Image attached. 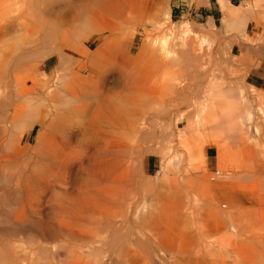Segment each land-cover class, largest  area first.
<instances>
[{"label":"bare ground","instance_id":"obj_1","mask_svg":"<svg viewBox=\"0 0 264 264\" xmlns=\"http://www.w3.org/2000/svg\"><path fill=\"white\" fill-rule=\"evenodd\" d=\"M102 1L0 0V10L19 11L9 24L23 20L19 26L36 42L65 36L78 57L72 60L61 47L40 59L20 54L11 44L0 51V264H264V90L236 68L227 67V73L205 69L218 31L239 30L246 43L253 24L261 43L250 52L264 54V0H254L256 9L216 0L224 14L219 29L212 19L198 31L184 22L159 38L149 29L169 23V0H133L137 8L154 2L159 23L154 15L134 13L133 31L115 30L119 34L113 28L108 34L98 32L102 27L96 30L106 12ZM31 17L33 27L24 21ZM77 22L79 47L67 37ZM9 24L0 25V33ZM193 33H200L198 41ZM137 34L142 39L136 46ZM47 58L52 67L42 78ZM155 69L164 73L161 83L151 82ZM28 79H39V86H25ZM90 103L101 117L113 118V131L99 133L83 121L80 115ZM175 117L187 120V130L175 134L180 151L166 143L164 175L173 174L176 157L179 163L195 162L196 141L188 137L197 135V126L239 137V148L232 146L240 154L235 213L236 206L218 204L212 193L226 189L217 176L209 175L218 182L206 183L183 172L174 195L164 192L162 176L144 173V134ZM224 218L232 221L231 231L225 230ZM161 221L168 230L159 227Z\"/></svg>","mask_w":264,"mask_h":264},{"label":"rangeland","instance_id":"obj_2","mask_svg":"<svg viewBox=\"0 0 264 264\" xmlns=\"http://www.w3.org/2000/svg\"><path fill=\"white\" fill-rule=\"evenodd\" d=\"M122 1L123 0H121V1L120 0H117V2H115V0H103L102 1V2L105 3V4L104 3L102 4V7L105 5L104 7H106V12H101V14H102L101 17L102 18L100 17L97 20L101 25L98 22H96V23H98L97 25L95 24V27L97 29L93 26L97 31L102 27L100 29L101 31L99 30L98 32L108 34V33H110L109 31H111L112 28L114 29L112 33H115V34L118 33L116 31H121L119 33H122L126 29L129 32L131 30L130 28L132 27V25L134 26V23H132V25L129 23L130 22L129 20H131L132 22L135 21L134 20V13L140 14V13H143L144 12L145 14H148L150 17L153 16L154 13L156 14V16L157 15H160L159 8H158V6L154 2L147 1V3L146 2L144 3L145 5L143 4L142 7L137 8V7H134L135 5L133 4V0H126L125 2L126 3L128 2L127 4L124 1L123 2ZM226 1L230 5L235 6V7L236 6L246 7L248 5V7H253L254 9H256L254 7V5H255L254 0L253 1L252 0H226ZM118 2H119V4H120V2H121V4H124L125 3V5L124 6L121 5L122 6L121 7L119 4H117ZM214 2H215L214 0H204V2H201V1H198V0H169L168 1V5H167L168 11H169V15H170L169 23L168 24H166V23L164 24V22L161 21L160 24L163 25V26H160V29L159 30L158 29H155L156 30L155 31L156 33L154 32V30L151 27L149 29V32H150V30H151V32L153 31L152 33L151 32L150 33L153 34V37H155V38H159L158 37L159 35H160V37H161V35L163 37L165 35H169L170 34V31H169L170 28L176 27V26L177 27H180L179 26L180 25L179 23H184V22H185V24L189 23L188 25H192L193 26V29H195V30L198 31V28L201 27V26H203V25H205L206 21L209 20V19H212L215 28L216 29H219L220 26H221L220 25V22L222 23V17H223L224 14L222 13L223 11H221V9L216 4H214ZM208 3L210 4L209 7H208ZM106 5H108L110 7H107ZM118 5H119V7H121V9H123V11L120 10V8L118 7ZM126 5H128V6H126ZM19 6H21V5H19ZM19 6H16V8H18ZM114 6H115V9H117V10H114ZM110 8H111V10H110ZM107 9H108V11H107ZM126 9H127V11H126ZM117 11H118V13H121L122 12L121 13L122 15L121 14L118 15ZM125 11H126V14L129 13L128 16L125 14ZM18 13H19V11L13 13L11 11L8 12L7 9H1L0 10V25H4L5 26V25L11 23V21H9L8 19L9 18H12V17H15V16H18ZM29 13H32V12H29ZM123 14H125V16ZM129 16H131V17L127 19V17H129ZM114 17H115V20H114ZM117 17L120 18V19L122 18V19L121 20L120 19L118 20ZM154 17H155V15H154ZM108 18H110V19H108ZM124 18H126V19H124ZM30 19L31 20L33 19V20L31 21L28 18V19H26L24 21H25V23H26L27 26L29 24L30 25L33 24L32 25V27H33L35 25V23L33 21L36 20V19L35 18H32V17ZM123 19L125 21H127L129 24L126 23ZM151 19L154 20L155 22H158L159 23V17H157V18L155 17V18H151ZM117 20H118V22H117ZM122 20H123V22H121ZM22 21L23 20H19V19L16 20V21L14 20V22L12 21L13 24H9L10 27H8L9 26L8 25L6 27L7 29L4 32L0 33V51L4 52L9 47V45L11 44V45H15V48H18V52L20 54H23V55L30 54V55L34 56L35 58L40 59V57L43 58V55H44V57H46V56H48L46 54H48V53L51 54L52 51L55 50V48L61 47V48H63L64 54L65 55H69L72 58V60H76L78 58L76 55H72V53L70 51V46L72 44V41H70V39L73 40V45L75 43L76 47L77 46L79 47L78 41H79L80 38H79V35L76 34V32H78L80 30V26H79L78 22H77V24H74L73 25L75 27H72L73 31H75L74 34H70V33L67 34L68 39L70 37L69 41L71 43L68 42L69 44H66L67 43L66 42L67 38L65 36L62 39L59 36H55V35H53L52 37H49L48 39H50V41H48V42L47 41H41V42L34 41L36 39V37L33 38V37L28 36V35H25L24 30H22L23 28H21V26H19V24L22 23ZM107 22H109V23H107ZM118 23L121 26L120 28H118L119 27ZM126 24H128V27H127ZM122 25H123V27H122ZM98 27H99V29H98ZM132 28H134V27H132ZM132 31H130V32H132ZM178 32H180V31L178 29H176V34ZM239 33L241 34V32H239V30H236V31L233 30V31H230V33L224 32V31H218V34L217 35L216 34H214L215 36L213 35V37H216V38H214L215 39V41H214V44L215 45H212V48L213 49H212L211 56H210V58H211L210 60L212 62L209 61L208 63H206L207 65L211 63V65H209L210 67L207 66V65H205V69H209V71H215V72L221 71L223 73L224 72L227 73L232 67L233 68H236L237 73L239 75H241V74H244L245 75L246 74V75H248V77L255 78V81H256L255 84L249 83V85L252 84L254 86V88H256L258 90H264V79H263L264 78V60H263L264 59V54L261 53V52H256V55H257L256 56L255 53L250 52V49H252L251 46L253 48H256L258 46V44L261 43V41L259 39H256L255 36H254L255 33H256V30L254 29V25L253 24L250 25V27L248 29V33L247 34H248V37L249 38H248V41H246V43L241 41V37H240V34ZM199 35H200V33H197V35H195V33L192 34V36H195V38L197 39L196 41L199 40ZM75 36H77L78 38L75 39ZM237 37L240 38V40L237 39ZM65 38H66V40H65ZM234 38H236V39L234 40ZM141 39H142V36L140 34H137V36L135 38L136 46H137V43L140 42L139 40H141ZM230 39L233 40L234 42L233 41L229 42ZM226 43H227V45L229 47L226 45ZM239 45H241V46H239ZM224 48H226L227 50H228V48H230L229 49L230 51H226L225 52L226 49H224ZM44 49H45V51H44ZM224 52H225V54H228V53L229 54L228 55H225ZM230 53H232V54H230ZM213 54H214V56H213ZM224 56L225 57L227 56V57L225 58ZM227 61H229L230 63H227ZM44 67H45L44 68L45 70H42V72L45 73V74L42 76V78H44L46 76L49 77V72L50 71L48 70V68L50 69V67H52V65H51V58H47L45 60ZM227 67L229 68V70H227ZM155 70H156V72L154 71V74L150 76V78L152 77V79H153V80H151V82L154 81V80H158V79L161 80V82H162L164 80V76L161 74V73H163V71L160 70V69H158V70L155 69ZM157 71H159V72L157 73ZM242 71L243 72L244 71H247V72L246 73L245 72L243 73ZM38 80L37 79L36 80L35 79H28L25 82V86H28L29 88L35 87V86H39V84L37 82ZM159 80H158V83L160 82ZM158 83H157V85L159 86ZM90 104L91 105L88 106L86 112L80 115V117L83 119V121L88 126H90V127L94 128L95 130H97V132H99V133L100 132L101 133H103V132L109 133L110 131H113L115 129V123L113 121V118H111V117H109L107 115H105L104 117H101V114L97 111L96 107H94L92 105V103H90ZM163 122H165V123H163ZM159 124L162 125V126L160 125L158 127V128L161 127L160 128L161 130H159L158 128H156L157 130H150L147 134H144V137L148 135V137H145V138H147L145 141H144L145 138L143 137V141H144V144H145L144 146L147 147L146 150L144 151V157H143V164H144L143 165V171H144V173L146 175H149V176L152 175L151 176L152 178H155V177L158 176L159 178L162 179V177H163V185L162 186H164V188H165L164 189V192L165 193H168V194H172V193L173 194L174 193L176 194V192H179V189L181 190V187L179 188V186L174 185V184L177 183V180H179V179L182 180L183 179L182 176H184V174H185L183 172H186L185 177L186 176L189 177V178H193V177L195 178V177H197L195 179L200 180V181H205L206 183L207 182L208 183H215V182H218L219 178H220V180H222L224 178V180H222V181L219 180V182L225 184V187H226L225 191H223V192H220V191L219 192H216V189H214V190H212V193H213V195H214L215 198L217 197L216 198V201L218 202V204L219 203L221 204L222 201H223V203L226 202L227 208L230 205H232V206H230V208H232V207L235 208V206H236L235 209H233V210L231 209V212L235 213V211H238L237 210L238 209V205H237V201H236L235 196L238 195V193L240 191V183L241 182L239 181V178H238L239 177V174H238L239 173V171H238L239 166H237V165H240V162H239L240 158L239 159L237 158V154H239V153H237L238 151L235 152V149L236 148H233L232 147V146L238 147L239 144H240V142L239 143H236V142H238V139H239V137L236 136L237 134H228L227 132H222L220 134V133H216L215 132V129L212 128V127H210V126H208V127L197 126L198 127L197 128V132H196L197 135L194 133V135L192 134V135H190L188 137L191 143H194L196 141L194 143V145H196V147L193 149V155L197 156L196 159L194 160L195 162L193 161L196 164L193 165L194 163L192 162L193 164L191 165L189 163L190 164L189 165L186 162V159H184L185 161L183 160L182 163L180 162L181 163V165H180L179 160L176 157L172 161L173 166H175L174 167V170H172V173L173 174H171V172H167L164 175L163 174V168H162V165L163 164L162 163L165 162V159L164 158L166 157V155L168 156V151H167V148H168L167 145L168 144H166V143L173 142L172 145L169 144L170 148H172V150L174 149L175 151H180L181 150L180 149L181 147L178 146V140H177L178 138H177V136L175 137V134H177L179 132H182V131L184 132V131L187 130V120L185 118H183V119H176V117H175V118H173V120L172 119H164ZM167 125L170 126V127H168ZM168 128H169V130H168ZM101 129H103V130L101 131ZM188 134H189V132H188ZM184 135L187 136V132ZM229 135H231V136H229ZM149 136H151V137H149ZM198 137H199V139H198ZM212 138H215L216 141H218V143L217 144L215 142L212 143V141H211ZM225 139H227V140H225ZM150 140H151V142L152 141L153 142L151 143ZM154 140H156V141H154ZM168 140H170V141H168ZM225 141H228V142H226L227 145L225 144ZM147 143H150V144L148 145ZM204 145H206V146H204ZM209 145L214 146L216 148L217 154L226 152L227 153L226 156H228V157L225 158V153H224L223 156H222V157L225 158V160H224V158H222L221 156L217 155L219 157V159H220V163L221 164L219 162H217V161H219L218 160V157H216L214 159L215 161L213 163L207 161L206 158H205V155H204V149L207 146H209ZM165 147H167V148H165ZM230 147L232 148L231 149L232 153H231V151L229 149ZM225 149H226V151H225ZM165 150L167 152L166 154H165V152L163 153V151H165ZM237 150H239V149H237ZM220 151H222V152H220ZM201 152H202V157L200 156ZM228 152H230V153H228ZM233 157H235V159ZM200 158H201V160L202 159L203 160L201 161ZM221 158H222V160H221ZM162 159H164V160H162ZM232 159H234L236 162L234 160H232ZM225 161H227V164L225 163ZM231 161L234 162V163H236V165L233 164ZM184 162H186V163L184 164ZM199 162L201 164L203 163V168H202V166L197 165ZM183 164H184V166H183ZM186 164H188L189 166L188 167H185ZM177 166H178V168H176ZM216 166H219V167H216ZM229 166H231V168ZM234 166H235V168H234ZM219 168L221 170H219ZM202 169H204V171L206 173L203 172ZM235 169H236V171H235ZM193 170H197V171H193ZM177 171H178V173H177ZM224 171H225V173H224ZM234 171H235L236 175H235ZM190 173L193 174V175H191ZM207 173H208V176H207ZM169 174H171V175H169ZM180 174H182V175H180ZM209 175L211 177L212 176L213 177L214 176H217L219 178L216 177V178H214L215 179L214 180V179H211V177ZM160 176H162V177H160ZM165 176H166V178H165ZM198 176H200V177H198ZM229 176H231V179L228 178ZM221 177H223V178H221ZM235 177H237L238 180ZM225 178H228V181ZM167 179H168V181H167ZM174 179H175L176 182H174ZM235 182H237V183H235ZM235 184H237L236 185L237 187L235 186ZM174 188H176V189H174ZM235 188H236V190H235ZM218 197H222V198H218ZM231 199L233 201H231ZM224 200H226V201H224ZM228 200H229V202H228ZM234 202L236 204H233ZM228 203H230V204L228 205ZM177 211H179V210L177 209ZM221 211L219 212V214L221 213ZM225 212L222 211L223 214ZM223 214H220V215H223ZM224 215H226V213ZM163 221H165V218H164ZM223 221H224V228L226 227L225 230L231 231V229L233 227L232 226L233 225L232 221L226 220L225 218L223 219ZM227 222H229V224ZM230 225H231V227H230ZM159 227L160 228L161 227L162 228H165L166 230L169 229L167 223L165 225V224H163L162 221L160 222Z\"/></svg>","mask_w":264,"mask_h":264},{"label":"crops","instance_id":"obj_3","mask_svg":"<svg viewBox=\"0 0 264 264\" xmlns=\"http://www.w3.org/2000/svg\"><path fill=\"white\" fill-rule=\"evenodd\" d=\"M198 1L204 2V0H198ZM214 1H215L214 4H216L218 6L217 1L216 0H214ZM209 6H210V4L208 3V7ZM204 155H205L206 160L213 163L215 161L214 159L216 158V155H217V150L214 146L209 145L204 149Z\"/></svg>","mask_w":264,"mask_h":264}]
</instances>
